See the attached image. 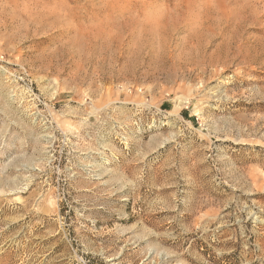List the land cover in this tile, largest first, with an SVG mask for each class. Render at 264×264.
<instances>
[{"label": "rangeland", "instance_id": "374dc122", "mask_svg": "<svg viewBox=\"0 0 264 264\" xmlns=\"http://www.w3.org/2000/svg\"><path fill=\"white\" fill-rule=\"evenodd\" d=\"M0 264H264V0H0Z\"/></svg>", "mask_w": 264, "mask_h": 264}, {"label": "bare ground", "instance_id": "6f19581e", "mask_svg": "<svg viewBox=\"0 0 264 264\" xmlns=\"http://www.w3.org/2000/svg\"><path fill=\"white\" fill-rule=\"evenodd\" d=\"M103 8H105V7H103ZM102 9V8H101ZM73 17V16H72ZM144 20H146V18L144 19ZM147 22V21H146ZM144 23V22H143ZM140 26H139V25ZM148 24H140V21L138 22L137 21V26L136 27H138L139 29H140V34L139 35H141V37L140 38H138L137 37V39H141L142 38V40L143 41H152V39H154V33L152 32V29L150 28L149 29V27L147 26ZM134 25H133V28L132 29H134V27H135ZM138 30V29H137ZM139 31V30H138ZM172 32L174 33L175 32V30H168V32H167V34H168V37H170L169 35H172ZM131 33L133 34V32L131 31ZM136 34V33H135ZM134 34V36L136 37L137 36V34H138V32H137V34L135 35ZM190 34V35H189ZM188 35V39H195V40H199L200 38H201V33H189ZM148 36V37H147ZM202 37H204V35L202 36ZM99 38V40L97 41V42H92V46H93V49L91 50V53H96V54H104L105 52H107L108 50H109V46H110V43H109V40H107L106 38H105V36H104V38H103V36L100 38V37H98ZM167 40H168V38H167ZM138 43V42H137ZM149 43H151V42H149ZM148 43V44H149ZM151 45V44H150ZM149 45V46H150ZM202 47V46H201ZM222 52H225V50L223 49V51ZM161 55H162V53H160ZM166 53L164 52V55H165ZM222 55H225V54H223V53H221ZM140 55V54H139ZM164 55H162V56H164ZM138 56V55H137ZM159 56V55H158ZM159 57H161V56H159ZM163 58H165V57H163ZM159 60V59H158ZM138 61H139V59L136 57L135 58V60H134V62H131V63H129V65H127L126 67H125V70H130V72H131V68L132 67H134L135 65H137V63H138ZM218 61H221V60H218ZM153 64L156 62L154 59H153ZM210 62H215V60H213V61H210ZM221 63H222V65L224 66V67H226L227 66V62H225V61H221Z\"/></svg>", "mask_w": 264, "mask_h": 264}]
</instances>
